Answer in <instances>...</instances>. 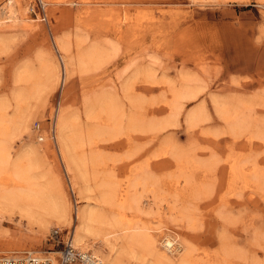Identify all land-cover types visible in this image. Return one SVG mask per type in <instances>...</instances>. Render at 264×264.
Listing matches in <instances>:
<instances>
[{"label": "rangeland", "instance_id": "obj_1", "mask_svg": "<svg viewBox=\"0 0 264 264\" xmlns=\"http://www.w3.org/2000/svg\"><path fill=\"white\" fill-rule=\"evenodd\" d=\"M9 1L0 0V12ZM12 1L20 14L27 10V20L13 22L0 14L2 112L16 116L14 95L29 87L19 73L39 76L41 54L58 62L57 38H69L72 56L98 53L97 62L72 67L33 123L66 99L83 122L101 131L81 151L97 156L89 166L93 187L112 174L122 180L139 166L148 165L155 178L139 189L143 209L127 210L125 220L141 222L159 239L165 233L176 236L199 264H264V0H42L45 14L37 0ZM185 91L197 96L184 99L178 123L166 127L174 113L173 93ZM111 93L127 117L116 130L100 108L91 121L85 115L90 100L100 105ZM218 103L225 113L218 112ZM203 108L209 119L192 127L188 115ZM240 121L242 128H235ZM33 123L30 135L21 125L6 140L12 160L29 143L45 142L37 139ZM50 140L47 158L69 197L74 221L79 194ZM7 172L0 174V186L17 189ZM37 172L41 182L48 181L44 168ZM100 194L95 190L96 197ZM52 225L64 232L74 227ZM51 229L43 230L18 210L0 208V258L57 250L48 240ZM184 253L168 252L176 263Z\"/></svg>", "mask_w": 264, "mask_h": 264}, {"label": "bare ground", "instance_id": "obj_2", "mask_svg": "<svg viewBox=\"0 0 264 264\" xmlns=\"http://www.w3.org/2000/svg\"><path fill=\"white\" fill-rule=\"evenodd\" d=\"M57 2L56 0L44 1L45 4H57ZM7 3L8 6L5 7V10L3 9L0 12V14L4 15L2 19H9L13 22L27 20L26 9L24 10L25 14H22L23 12L20 14V10L16 8V3L12 0ZM56 50L58 62L52 57L41 54L42 73L40 72L39 76L29 77L19 73L18 78L28 81L29 87L26 90L17 91L14 95V100L18 107L15 113L16 116L8 118L5 111L2 112L0 107V174L10 171L13 177L16 178L15 181L18 182L17 189L5 188L4 185L0 186V208L5 211L18 210L22 216L24 215L34 220L45 231L50 230L53 226L55 227L51 231L56 228V225L50 226L53 223H58L65 227L74 224V247L79 251L89 253L101 264H199V262L191 258L192 248L190 249L186 242L179 241L176 236L165 233L159 239L157 236L152 235L149 228L141 224V222L129 221L130 218L125 220L123 214L127 210L141 211L143 209L142 193L139 192V189L155 179L148 165L145 166L144 164L145 167L130 168L125 173L124 178H121L122 180L113 178L115 175L112 174L102 184H95V187L92 186L89 166L92 162H96L97 156L90 152L87 157L85 156L86 153L83 154L81 151L83 152V148H90L95 138L101 134V131L83 122L79 109L67 106L66 99L63 104H60L57 111L54 141H56L59 148L58 152L61 154L66 171L72 175L71 183L77 188L79 194L78 198L80 200L78 202L80 206L76 209L74 221L69 197L64 190L62 181L54 176V170L47 158L46 149H50V138L47 137L43 144L37 143L35 145L29 143L26 145V149L15 160H12L9 147L6 144L8 137L17 128H21V125L23 130L30 135L31 124L35 115L46 107L49 95L58 83L63 82L65 84L67 73L71 72L74 65L89 66V64L97 62L99 55L92 51L72 56L70 54L71 44L69 38H57ZM59 65L65 76L61 74ZM196 96V93H188L186 91L173 93L170 103L174 108V113L172 118L165 121L166 127L178 123V117L183 109L182 101L195 98ZM31 101L35 103L32 104ZM102 102L100 101V105L97 100H90L88 104L86 103L88 105L85 111L87 120L95 119L94 117H97L95 115L100 113L96 112V110L100 108L112 121L113 130L122 127L127 117L117 94L111 93L107 95ZM217 108L218 112H224L225 110L224 106H220L219 103ZM221 114L223 115V113ZM208 119L209 116L203 108L200 111L191 112L187 117V122L193 127L200 121ZM239 120L240 118H237V121ZM128 121L130 125L134 126L133 116H130ZM241 122L236 123L237 125L235 126L237 127L233 125V128H242ZM41 168L46 170L45 175L48 176V181L45 183L41 182L38 176L37 170ZM232 170L229 172H232ZM185 182L188 183V179ZM95 190H99L101 193L97 197L94 195ZM224 200L223 202L225 203ZM108 205L116 207L119 213L117 215L114 214L110 208L106 207ZM182 213L185 218H188L185 211ZM20 249L18 248V250ZM182 250L185 253L180 258V262L176 263L171 255ZM89 251H92V253ZM168 252L172 254L169 255ZM19 254L13 253L8 256ZM38 254H41V252H38ZM55 255L56 253L54 252L50 254L54 263ZM39 257L42 258L43 256L40 255ZM2 260L3 258H0V263Z\"/></svg>", "mask_w": 264, "mask_h": 264}, {"label": "built area", "instance_id": "obj_3", "mask_svg": "<svg viewBox=\"0 0 264 264\" xmlns=\"http://www.w3.org/2000/svg\"><path fill=\"white\" fill-rule=\"evenodd\" d=\"M38 7L45 14V4L42 0H37ZM60 102L53 105V111L43 120H36L33 123V129L39 142H44L46 137L55 140L56 115ZM45 122V124H44ZM56 141H54L55 143ZM53 248L57 250H48L44 252L41 258L34 252H26L23 255L6 256L0 264H101L89 253L76 249L73 245V230L64 232L59 228H54L48 237ZM56 253L55 263L50 257L51 253Z\"/></svg>", "mask_w": 264, "mask_h": 264}]
</instances>
